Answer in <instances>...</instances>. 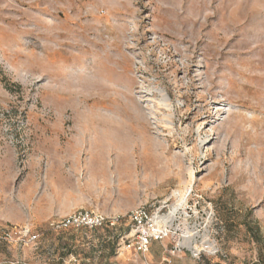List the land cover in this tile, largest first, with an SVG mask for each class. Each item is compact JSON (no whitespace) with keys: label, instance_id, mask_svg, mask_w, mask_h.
I'll return each instance as SVG.
<instances>
[{"label":"rangeland","instance_id":"1","mask_svg":"<svg viewBox=\"0 0 264 264\" xmlns=\"http://www.w3.org/2000/svg\"><path fill=\"white\" fill-rule=\"evenodd\" d=\"M194 194L264 264V0H0V264L162 263L128 217Z\"/></svg>","mask_w":264,"mask_h":264},{"label":"built area","instance_id":"2","mask_svg":"<svg viewBox=\"0 0 264 264\" xmlns=\"http://www.w3.org/2000/svg\"><path fill=\"white\" fill-rule=\"evenodd\" d=\"M177 217L180 220L178 229L176 232H171V226L177 221ZM128 219L132 223V228L122 240L123 249L126 251H133L145 258L153 242H163L169 237H176L178 239L176 246L168 251L170 257H179L188 253L199 264L205 259L227 258L219 244L217 230L219 222L214 208L201 195L194 194L192 199L187 198L185 206L167 218H163L159 213L154 214L142 209L132 212ZM86 224L74 220L69 225L80 227ZM95 225L102 226L103 223ZM37 238L36 235L29 237L31 243H35ZM0 242L14 241L11 234L2 232ZM170 257L166 262L171 263Z\"/></svg>","mask_w":264,"mask_h":264},{"label":"crops","instance_id":"3","mask_svg":"<svg viewBox=\"0 0 264 264\" xmlns=\"http://www.w3.org/2000/svg\"><path fill=\"white\" fill-rule=\"evenodd\" d=\"M151 253L149 255L150 260L154 259V256L157 254H160V251H163L166 248L165 243H159V242H153L151 245ZM171 261L173 259H170ZM167 261V257H163V262L159 264H164ZM168 264V263H166ZM169 264H199L197 261H195L190 254L181 255L179 257H176L174 261H172Z\"/></svg>","mask_w":264,"mask_h":264},{"label":"trees","instance_id":"4","mask_svg":"<svg viewBox=\"0 0 264 264\" xmlns=\"http://www.w3.org/2000/svg\"><path fill=\"white\" fill-rule=\"evenodd\" d=\"M120 221H122V220H120ZM128 222H130V220H128ZM119 223V222H118ZM132 228V223L130 222V229ZM210 263H212V262H210Z\"/></svg>","mask_w":264,"mask_h":264},{"label":"bare ground","instance_id":"5","mask_svg":"<svg viewBox=\"0 0 264 264\" xmlns=\"http://www.w3.org/2000/svg\"><path fill=\"white\" fill-rule=\"evenodd\" d=\"M185 197H186V196L182 194L181 199H185ZM183 202H184V201H183ZM183 202H182V203H183Z\"/></svg>","mask_w":264,"mask_h":264}]
</instances>
